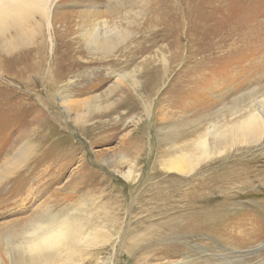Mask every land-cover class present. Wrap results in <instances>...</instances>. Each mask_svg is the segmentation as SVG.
<instances>
[{"label": "rangeland", "instance_id": "obj_1", "mask_svg": "<svg viewBox=\"0 0 264 264\" xmlns=\"http://www.w3.org/2000/svg\"><path fill=\"white\" fill-rule=\"evenodd\" d=\"M106 1L95 5L91 0H43L51 26L37 17L41 23L37 28L48 44L46 68L55 47L49 32L54 43L64 31L70 32L69 38L85 32L90 25L83 16L91 9L98 14L93 18L112 24V7L124 0ZM132 1L136 8L128 7L138 11L142 6L140 14H124L135 23L129 26L123 21L116 51L86 54L79 63L107 64L126 56L134 63H122L116 72L104 71L108 80L99 85L95 78L80 81L79 89L91 87L82 94L72 95L58 86L49 102L54 104L55 121L42 112L48 103L42 101L44 96L33 108L39 109L41 119L31 121L34 113L25 120L29 127H22L21 114L29 103H17L18 92L27 89L16 72L30 59L23 49L32 46L6 53L3 44L10 36L0 39V124L8 125L0 129V170L25 141H31L36 125L44 126L38 129L40 138L29 142L33 147L28 160L18 162L7 179H0V264H27L23 252L12 244L29 236L24 233L29 225L47 213L55 216V222L65 217L75 221L83 237L76 244L77 252L94 255L90 264L97 258L107 264H142V252H188L203 264L210 259L213 264H264V139L203 157L189 171L178 172L170 165L193 151L210 130L231 125L264 99V41L248 44L243 30L235 27L216 31L228 15L233 18L241 9L235 0L229 1L228 10L218 12V18L197 4L202 0ZM209 19L212 26L207 25ZM54 72L44 70L40 79L45 82ZM123 72L129 78L141 72L145 78L161 75L163 82L151 99L139 94L138 106L113 114L115 128L107 117L104 125H95L99 119L94 115L104 114L105 108L88 121L75 123L77 117L85 118L87 109L69 111L66 106L92 97L101 99L97 106L111 104L112 96L111 103L103 97L111 90L120 92L117 85L124 82L116 74ZM45 88L31 89L44 94ZM60 91L68 97L66 103ZM121 115L126 117L119 120ZM197 205L206 206L212 218L199 221L197 231H174L188 222ZM92 237L93 243H87ZM160 256L152 263L173 264L177 258Z\"/></svg>", "mask_w": 264, "mask_h": 264}, {"label": "bare ground", "instance_id": "obj_2", "mask_svg": "<svg viewBox=\"0 0 264 264\" xmlns=\"http://www.w3.org/2000/svg\"><path fill=\"white\" fill-rule=\"evenodd\" d=\"M91 1L95 5L107 2L106 0ZM229 1L230 0H202L197 4L200 7H203L205 12L210 11V15H216L218 18V12H225V10H228L226 6L229 5ZM234 2H240L241 9L233 15V18L232 15H228L223 25L215 27L216 31L225 27H235L243 30L240 32L243 34V37L246 39V43L248 44L260 40L264 41V3L258 4L255 0H235ZM42 3L43 0H0V39H6L5 35L10 36L8 41L3 44V46L6 47V49H4L6 53L11 52L18 46L25 48L32 46L30 48L23 49L25 50L27 56H30V59L16 72L18 77L17 79H19L21 85H25L24 88L27 89L22 92H18L20 94L17 96L18 98L16 97L18 100L17 103L22 100L29 103V108H24V111L21 114V118L24 120L23 122H25L27 118H30V116L34 113L35 114L32 117L33 120L31 121L36 123L39 119H41L39 115L40 111H38L39 109H33L36 104L35 101H40L41 98L45 96V100L43 99L42 101L48 100V103L52 102L51 98L53 97L54 92L58 90V86L63 88L62 91H71L72 95L82 94L84 91L91 89V87L87 84V87H84V91L79 89L78 83L80 81L83 82L85 80H89L90 78H95V81H97L99 85L109 77L108 75L102 74L104 71L112 70L116 72L122 63L127 65H132L134 63L133 59H128L129 56H126L124 60L114 58L107 64H101L97 63L99 61H93L83 62V66H81L79 63L81 62V59L83 60L86 54L92 53L96 56L98 54H102L101 52H103L106 53L105 55H110L113 51H116L118 46L116 44V39H120L123 34V21L125 20V22L131 26L135 22L128 21L130 19L127 16L130 14L131 16H137L140 14L139 9L142 7L139 6L138 11H135L134 9L128 7V5H132L133 8H136L137 5L135 6L132 0H124L122 4L118 2L115 7L110 6L113 9L110 13L114 16L112 21L113 23L111 22L112 24H109L106 20L102 21L99 18H93L98 14L91 9L86 12L89 15L83 16L85 18L87 17L88 22L86 24L90 25V28L85 30V32L77 34L74 38H69L70 32L64 31L58 35L59 37L56 38L55 43L53 42L54 39H52L53 34L49 32L50 42L52 43V46L54 45L55 47L53 48V61L49 63V67L46 68L45 62L47 60L46 52L48 44L46 45L45 43L46 36L44 38L43 32H39L40 30L37 28V25H41L37 17L45 19L48 27L51 26V20L48 18L47 9L44 8ZM93 7L96 12H99L97 6ZM204 21L207 23L206 20ZM210 21L211 19L208 21V26H212ZM49 30L50 29H48V31ZM38 33L39 36H37ZM32 41H36V43L31 45L30 43ZM122 55L123 54L121 53L120 56ZM147 63L148 61L145 62V64ZM44 70H49V72L55 70V75L53 76L52 74L51 78L46 76L48 79H45L44 82L40 79ZM70 73L72 75L71 77L69 75ZM116 75L122 82L125 83V85L124 83L117 85L118 89L120 88V92L118 90H111V92L107 95H104L103 99L107 103H111L112 99H109L110 96H112L114 100H112L113 102L111 104L105 105V107L97 106L95 102H100L101 99L92 97L90 99H83L74 103L73 107L70 104L66 106L69 108V111H80L83 108L87 109V111H85V118L77 117V119H75V123H81L79 119L83 121L85 120L86 122L88 119L93 118L90 117L91 114H95L98 109L103 110L105 108L106 110L101 112H105L104 114L94 115L95 118L99 119L98 123L96 122L95 125H104L102 120L107 117L108 119L106 122L109 126L111 125L115 128L116 122L112 123L113 119H111L113 114L124 108H127L129 111L131 108L138 106V102L140 104V99L138 97L139 94L147 100L151 99L156 88L163 82L161 75L154 76L152 74V77L145 78V72L135 73L131 75L130 78L129 75H126L125 73H117ZM127 78H129V80ZM41 85L46 87V92L44 94L32 93L33 88H38V86ZM29 90L30 93H28ZM58 93L62 102L66 103L68 97L63 95V92L61 91ZM147 100H145V102H147L146 104L148 105ZM48 103L46 106L47 110H43L42 112L45 116H48L50 119L53 118L52 120L55 121L56 112L53 110L54 104L49 103L48 105ZM256 104H259L256 109H254V106L252 107L254 104H251L249 107L252 108L249 113L241 116L231 125L215 127L210 130L206 138L201 139L194 144L193 151L184 153L173 161L170 164L171 168L178 172L189 171L194 168L196 164H199L203 157L207 158L213 154H220L222 150L235 147L239 144L247 146L251 143H257L260 139H264V99L256 101ZM36 111L38 112L36 113ZM126 115H121L119 120H122L123 117H126ZM28 124L29 123L25 122L22 127H29L30 124ZM6 126H8L7 123H1L0 129H4ZM36 126L37 127L32 130V134L29 133L25 135V138L27 139V135L31 134L32 139H29L31 141H25L26 144L19 148L16 156L14 155L7 162L3 163L0 170V179H7V177L14 171L18 162L20 164L28 160L33 147V145L29 144V142L40 138L42 131L39 130L44 128L43 124ZM15 157H17V159L12 161ZM242 171H245V169L243 168ZM195 208L197 211L191 214L192 216H190L188 222L183 224V226H176L173 228L174 231L178 230L179 232L183 231V229L188 231H197L199 230V221L202 222V220L204 221L206 218H212V214L210 215L211 212L209 209L207 210L206 206L198 207L197 205ZM213 209L216 210L215 208ZM24 233H30V235L25 236L21 242L17 244L14 242L12 245L17 249V251H19V253L23 252L24 255L22 253L21 254L22 256H25L23 258L26 260L27 264H46L47 262H50L49 264H90L94 260V255L86 252H77L76 244L79 240L83 239V237L80 233L79 226L71 219V217H65L62 218L61 221L55 222V216L53 217L50 213H47L41 217L39 221L30 224L29 228ZM92 240L93 237L87 239V243H93L94 240ZM142 253L143 254L139 258L142 264H153L152 261L156 260L155 257L159 254H161L160 258L176 256L177 258L173 264H203V261L201 262L200 258L194 259L192 256L188 255V252L183 254L180 252ZM95 260V264H107L98 258ZM133 264H139V262ZM160 264L170 263H167L166 261L165 263L163 262ZM209 264H213L212 259L209 260Z\"/></svg>", "mask_w": 264, "mask_h": 264}]
</instances>
